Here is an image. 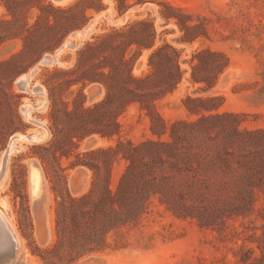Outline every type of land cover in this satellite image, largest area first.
<instances>
[{"label": "rangeland", "instance_id": "1", "mask_svg": "<svg viewBox=\"0 0 264 264\" xmlns=\"http://www.w3.org/2000/svg\"><path fill=\"white\" fill-rule=\"evenodd\" d=\"M10 1L18 21L0 22V165H4L0 209L16 235L15 264H264V182L254 188L250 204L218 191L199 196L189 193L185 207L174 204L179 207L172 210L173 205L160 200L162 196H154L145 213L132 224L110 231L100 246L81 248V240L74 236H59L57 226L61 194L80 198L92 188L95 170L85 163L100 162L97 193L106 177L116 190L128 165L124 152L159 139L152 132L149 109L132 103L119 116L111 115L120 125L111 127L117 130L113 136L94 133L81 141L75 139L77 146L68 144L66 133L79 124L75 114H68L73 100L78 99L84 108L104 100L105 88L89 82L88 76L92 66L98 68L115 54L105 45L93 54H81L87 45L101 43L104 36L127 24L149 20L156 29L154 48L172 45L180 51L186 70L173 92L148 102L169 131L177 122H197L218 113L232 114L242 132L264 131V0L46 1L61 9L76 3L96 6L87 11V20L79 17L82 7L73 14L49 8L42 13L21 4L24 0ZM120 2H125L122 12ZM38 14L43 15L38 18ZM54 18L58 24L50 27ZM6 19L13 17L0 0V21ZM179 20L195 28L183 29ZM73 22L79 27L71 29ZM185 35L197 38L182 41ZM135 50L136 46L129 50L127 58H137L133 73L141 76L149 71L153 49L143 48L138 56ZM200 50L220 53L228 64L211 89L190 77L189 61ZM23 77L28 79L22 81ZM187 96L217 100L191 103L199 111L190 112ZM111 107L95 113H109ZM82 115L88 126H98L92 116ZM18 135L22 139H15L16 148L7 154ZM100 148L118 151L106 166L100 161L104 157L84 156ZM33 164L43 179L38 201L31 193ZM206 181L213 185L212 180ZM3 241L0 237L2 250L7 252L8 241Z\"/></svg>", "mask_w": 264, "mask_h": 264}, {"label": "trees", "instance_id": "2", "mask_svg": "<svg viewBox=\"0 0 264 264\" xmlns=\"http://www.w3.org/2000/svg\"><path fill=\"white\" fill-rule=\"evenodd\" d=\"M2 1L13 19L0 22L15 24L13 22L18 21L15 6L10 0ZM46 1L24 0L20 3L29 8L37 7L42 13L49 8L55 12L73 14L76 8L82 7L78 14L84 20H87L89 9H97L92 4L80 3L61 9ZM124 3L119 4L121 12ZM42 15L37 16L41 18ZM75 17L78 18L77 15ZM164 17L170 19L172 16L164 14ZM54 19L50 27L58 24V20ZM178 23L183 29L195 28L186 26L180 20ZM76 25L74 23L71 29L79 27ZM155 38L153 22L140 20L107 34L101 43L87 45L81 52L93 54L97 48L105 45L115 54L98 68L92 66V75L88 76L89 82L100 83L105 88L104 100L88 108H84L78 99L73 100V110L68 114H75L79 124L66 133L68 144L77 146L75 139L81 141L94 133L113 136L117 133L114 129L120 125L116 119H111V115L119 116L132 103H140L149 109L152 132L159 137L158 140L151 139L141 145L131 146L124 152L128 165L116 190L110 187L106 177L102 190L97 193L100 162H90L85 163L95 170L90 192L80 198L61 194L57 208L59 236H74L76 240H81V248L100 246L110 231L135 222L147 211L148 202L154 196H162L160 200L169 206L173 205L170 206L172 210L179 207L174 204L185 207L189 193L199 196L218 191L233 194L232 197L250 204L254 188L261 187L264 182V131L242 132L232 114L219 113L202 116L197 122H177L169 131L160 115L149 106V100L173 92L186 72L181 66L180 51L167 43L154 48ZM196 38L185 35L181 40L193 41ZM135 46L136 56L143 48L153 49L148 58L149 71L141 76L133 73L137 58H127V52ZM224 59L220 53L210 50L195 52L189 61L191 80L205 84L206 89L213 88L219 75L227 68ZM79 96L85 99L83 93L80 92ZM215 100L217 98L195 99L187 96L185 105L190 112H195L199 110L191 107V103L207 104ZM110 105L112 110L109 113H95L99 108ZM82 114L92 116L90 119H94L98 126H88L89 122ZM167 136L170 139H166ZM114 153H118L114 148H100L86 152L84 156L104 157L100 161L106 166ZM207 179L213 181L212 186L208 185Z\"/></svg>", "mask_w": 264, "mask_h": 264}, {"label": "bare ground", "instance_id": "3", "mask_svg": "<svg viewBox=\"0 0 264 264\" xmlns=\"http://www.w3.org/2000/svg\"><path fill=\"white\" fill-rule=\"evenodd\" d=\"M63 1H67V0H63ZM69 46V45H68ZM62 52V51H61ZM43 62V61H42ZM33 72V71H32ZM34 73V72H33ZM31 74V73H30ZM33 76V75H32ZM31 77V75H30ZM28 79V78H27ZM26 77H23V79H21L22 81H25L27 80ZM20 80V82H21ZM30 80V79H29ZM22 84V83H21ZM26 87V86H25ZM24 88V87H23ZM26 89V88H25ZM40 105V104H39ZM28 112V111H27ZM28 114V113H27ZM26 115V114H25ZM42 125V124H41ZM30 137V136H29ZM41 137V136H40ZM22 139L20 135H18L17 137L13 138L11 140V143L8 147V152L7 154H9L10 152H12L15 148H16V140L15 139ZM32 138V137H31ZM35 138V136L33 137ZM38 139V138H37ZM19 148V147H17ZM6 165V164H5ZM4 167V165L2 166ZM1 165H0V170H2L1 168ZM1 174V173H0ZM42 182H43V179H42V175H41V172L40 170L38 169V167L36 165H32V169H31V193H32V197L34 199H38L41 195H42ZM36 199V201L38 200ZM4 202V201H3ZM5 204V202H4ZM4 217H3V212L2 210L0 209V237L2 238V240H4L3 242H1L2 244L3 243H6L7 244V241L10 242V241H13L14 239H16V235H14V233L11 231V234H8V232L6 231V222L4 221ZM8 222V221H7ZM8 224V223H7ZM6 224V225H7ZM9 226V225H8ZM11 227V226H10ZM11 230H13L11 228ZM1 246V245H0ZM19 246V245H18ZM5 250V249H4ZM8 250V249H7ZM19 250V249H18ZM18 252V251H17ZM18 256V255H17ZM18 262V261H16Z\"/></svg>", "mask_w": 264, "mask_h": 264}, {"label": "water", "instance_id": "4", "mask_svg": "<svg viewBox=\"0 0 264 264\" xmlns=\"http://www.w3.org/2000/svg\"><path fill=\"white\" fill-rule=\"evenodd\" d=\"M63 1V0H59ZM6 231L8 234H11L10 228L5 224ZM8 250L5 252L2 250L3 246H0V264H15V259L17 256V241L14 239L13 241L8 242L7 244Z\"/></svg>", "mask_w": 264, "mask_h": 264}]
</instances>
